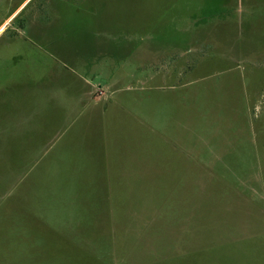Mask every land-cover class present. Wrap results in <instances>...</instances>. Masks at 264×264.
<instances>
[{
	"label": "rangeland",
	"instance_id": "374dc122",
	"mask_svg": "<svg viewBox=\"0 0 264 264\" xmlns=\"http://www.w3.org/2000/svg\"><path fill=\"white\" fill-rule=\"evenodd\" d=\"M8 18L0 264H264V0Z\"/></svg>",
	"mask_w": 264,
	"mask_h": 264
},
{
	"label": "crops",
	"instance_id": "0c3cea01",
	"mask_svg": "<svg viewBox=\"0 0 264 264\" xmlns=\"http://www.w3.org/2000/svg\"><path fill=\"white\" fill-rule=\"evenodd\" d=\"M19 10V9H18ZM14 15V14H13ZM10 20V18H8L7 20H5L4 22H3V24L0 26V29H2V27L6 24V22H8Z\"/></svg>",
	"mask_w": 264,
	"mask_h": 264
},
{
	"label": "snow or ice",
	"instance_id": "6c2138e0",
	"mask_svg": "<svg viewBox=\"0 0 264 264\" xmlns=\"http://www.w3.org/2000/svg\"><path fill=\"white\" fill-rule=\"evenodd\" d=\"M0 30H2V29H0Z\"/></svg>",
	"mask_w": 264,
	"mask_h": 264
}]
</instances>
